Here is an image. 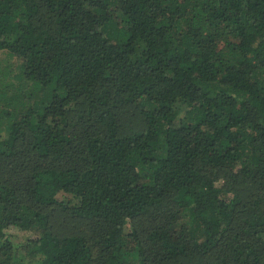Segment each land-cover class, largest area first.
I'll use <instances>...</instances> for the list:
<instances>
[{
    "label": "trees",
    "instance_id": "1",
    "mask_svg": "<svg viewBox=\"0 0 264 264\" xmlns=\"http://www.w3.org/2000/svg\"><path fill=\"white\" fill-rule=\"evenodd\" d=\"M0 53V264H264V0H0Z\"/></svg>",
    "mask_w": 264,
    "mask_h": 264
},
{
    "label": "rangeland",
    "instance_id": "2",
    "mask_svg": "<svg viewBox=\"0 0 264 264\" xmlns=\"http://www.w3.org/2000/svg\"><path fill=\"white\" fill-rule=\"evenodd\" d=\"M7 57L3 54L0 53V59L4 61V59H6ZM1 63V66L5 65V61ZM12 62H14V65H16V61L11 59ZM61 196V194H59ZM63 196V195H62ZM10 232L12 233V241L15 243H23L24 241H26L28 238L34 237L39 235V233L36 232H31V231H24V230H19V229H11ZM19 249L13 258V264H35L30 260H23L22 257L25 255L22 251H21V247L17 248Z\"/></svg>",
    "mask_w": 264,
    "mask_h": 264
}]
</instances>
